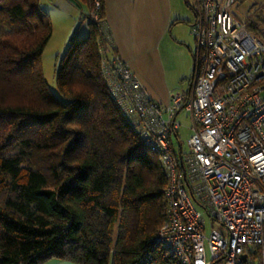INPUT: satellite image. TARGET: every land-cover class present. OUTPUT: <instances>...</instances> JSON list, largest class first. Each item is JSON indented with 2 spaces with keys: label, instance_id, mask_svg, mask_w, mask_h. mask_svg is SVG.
<instances>
[{
  "label": "trees",
  "instance_id": "16d2710c",
  "mask_svg": "<svg viewBox=\"0 0 264 264\" xmlns=\"http://www.w3.org/2000/svg\"><path fill=\"white\" fill-rule=\"evenodd\" d=\"M88 24L56 68L60 99L42 66L47 13L0 0V264H180L153 240L166 176L104 84Z\"/></svg>",
  "mask_w": 264,
  "mask_h": 264
},
{
  "label": "built area",
  "instance_id": "2783aa9c",
  "mask_svg": "<svg viewBox=\"0 0 264 264\" xmlns=\"http://www.w3.org/2000/svg\"><path fill=\"white\" fill-rule=\"evenodd\" d=\"M195 1L191 89L167 103L152 99L116 52L99 0L85 18L98 28L104 84L166 176L153 240L180 264H264V28L237 15L240 0ZM203 211L216 224L208 232Z\"/></svg>",
  "mask_w": 264,
  "mask_h": 264
},
{
  "label": "crops",
  "instance_id": "0c3cea01",
  "mask_svg": "<svg viewBox=\"0 0 264 264\" xmlns=\"http://www.w3.org/2000/svg\"><path fill=\"white\" fill-rule=\"evenodd\" d=\"M183 3L103 0V22L116 52L159 103H167L173 92L186 94L191 89L196 46L194 37L190 44V22L194 10L191 19ZM42 264L76 263L53 258Z\"/></svg>",
  "mask_w": 264,
  "mask_h": 264
},
{
  "label": "rangeland",
  "instance_id": "374dc122",
  "mask_svg": "<svg viewBox=\"0 0 264 264\" xmlns=\"http://www.w3.org/2000/svg\"><path fill=\"white\" fill-rule=\"evenodd\" d=\"M183 1V4H185L187 8V16L192 19L193 9L197 7L196 1ZM39 7L47 13L51 24V36L42 53L44 79L48 89L58 98L64 99L56 85V68L62 56L66 53L69 41L72 37H81L88 34L89 24L85 16L90 12L85 4L77 3L72 0H39ZM234 10L240 17H247L248 20L251 18L257 22L255 24L257 27L264 28V0H242ZM100 20L103 21L101 18ZM193 37L192 34L191 45L194 44ZM189 74L191 73L189 72ZM189 74L187 76H190ZM262 96H264V93H262ZM177 120L182 124L178 129L179 141L182 147L186 149V140L190 135L187 128L189 120L186 118L184 111H181L177 115ZM174 140L176 139L174 138ZM203 213L206 232H208L211 230L212 226L216 227V224L212 222L205 211H203Z\"/></svg>",
  "mask_w": 264,
  "mask_h": 264
},
{
  "label": "water",
  "instance_id": "95a60500",
  "mask_svg": "<svg viewBox=\"0 0 264 264\" xmlns=\"http://www.w3.org/2000/svg\"><path fill=\"white\" fill-rule=\"evenodd\" d=\"M242 258L244 259L245 258V255H242Z\"/></svg>",
  "mask_w": 264,
  "mask_h": 264
}]
</instances>
